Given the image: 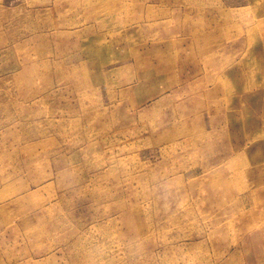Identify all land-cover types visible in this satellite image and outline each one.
Wrapping results in <instances>:
<instances>
[{
	"label": "rangeland",
	"instance_id": "374dc122",
	"mask_svg": "<svg viewBox=\"0 0 264 264\" xmlns=\"http://www.w3.org/2000/svg\"><path fill=\"white\" fill-rule=\"evenodd\" d=\"M0 264H264V0H0Z\"/></svg>",
	"mask_w": 264,
	"mask_h": 264
}]
</instances>
